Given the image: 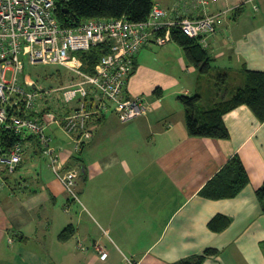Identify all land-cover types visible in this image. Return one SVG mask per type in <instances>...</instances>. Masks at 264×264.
I'll use <instances>...</instances> for the list:
<instances>
[{
	"label": "crops",
	"instance_id": "crops-1",
	"mask_svg": "<svg viewBox=\"0 0 264 264\" xmlns=\"http://www.w3.org/2000/svg\"><path fill=\"white\" fill-rule=\"evenodd\" d=\"M156 3L173 16L204 11L193 0ZM205 10L226 11L207 39L206 75L227 74L230 93L244 70L264 73V0H209ZM144 49L159 64L151 67L140 50L125 93L149 104L145 116L123 122L109 110L93 117V136L80 152L59 129L51 131L70 155L66 167L77 170L78 201L49 167L33 173L34 180L26 177L40 157L32 140L14 173L0 165V264H123L125 258L175 264L206 250L217 253L203 264H264V213L256 198L264 182V121L243 105L223 118L228 139L190 137L178 97L198 95L208 109L223 93L215 82L205 86L206 75L186 63L176 43ZM234 157L249 183L232 198L203 195ZM96 247L110 257L101 259Z\"/></svg>",
	"mask_w": 264,
	"mask_h": 264
},
{
	"label": "built area",
	"instance_id": "built-area-1",
	"mask_svg": "<svg viewBox=\"0 0 264 264\" xmlns=\"http://www.w3.org/2000/svg\"><path fill=\"white\" fill-rule=\"evenodd\" d=\"M208 2L193 0L195 9L204 11L192 18L173 16L155 3L142 22L89 19L78 27L64 28L54 17V0H0V129H10L21 138L5 149L0 144V165L14 173L32 136L40 157L47 161L65 191L78 201L77 170L66 167L70 155L64 146L55 143L52 129H59L80 152L93 136L89 126L93 117L109 110L123 122L145 116L149 104L125 93L136 55L144 48L170 43L172 29L207 47L218 19L226 14L207 13ZM99 45H108L109 52L92 73L84 72L77 54ZM26 63L58 65L74 79L66 86L43 90L29 76L20 78ZM101 249L96 247V252L105 259Z\"/></svg>",
	"mask_w": 264,
	"mask_h": 264
},
{
	"label": "trees",
	"instance_id": "trees-1",
	"mask_svg": "<svg viewBox=\"0 0 264 264\" xmlns=\"http://www.w3.org/2000/svg\"><path fill=\"white\" fill-rule=\"evenodd\" d=\"M54 2V17L64 28L78 27L89 19L124 18L129 22H142L148 18L155 4V0H54ZM234 12L237 14L238 9ZM171 34L172 42L182 49L186 63L200 74H208L212 68V61L205 47L197 39H191L177 29H172ZM108 52V45H99L88 52L78 53L77 56L83 65L82 70L92 73L100 59ZM216 81L217 91L222 92L221 85L224 86L228 81L227 74H217ZM222 93L224 95L222 100L208 109L200 106L201 97L198 95L178 97L185 109L186 129L190 137L228 139L229 132L223 118L227 113L243 105L247 106L259 121H264L263 72L244 70L241 85L233 92L228 93L225 89ZM28 139L36 144L34 137L29 136ZM20 141V136L15 135L12 130L0 129V144L4 149ZM248 183L249 178L240 159L234 157L215 175L203 189L202 194L212 199L232 198ZM256 198L264 213V182L257 189ZM216 220L210 223L214 230H218L214 226ZM216 253L215 250H206L201 255L175 264H203L208 256Z\"/></svg>",
	"mask_w": 264,
	"mask_h": 264
},
{
	"label": "rangeland",
	"instance_id": "rangeland-1",
	"mask_svg": "<svg viewBox=\"0 0 264 264\" xmlns=\"http://www.w3.org/2000/svg\"><path fill=\"white\" fill-rule=\"evenodd\" d=\"M156 2H158V0H155V3ZM154 48L157 49L158 47H154ZM140 52L143 55H145V53L147 54L146 63L150 64L151 67L158 66L159 62L156 59L154 60L150 51L143 49ZM157 53L161 54L160 51H158ZM214 75L216 74H214L213 72L204 77L206 83L205 86L208 85V81L217 83L216 81L217 75L216 76ZM25 76H29L30 79L34 83H36L39 88H42L43 90H49L50 88L66 86L70 83L71 80L74 79L72 74H70L68 70H66L65 68H62L58 65H44V64L29 65L26 63L22 76L20 78H24ZM232 83L233 82L229 80L228 83L226 82V84H224V86L221 85L222 92H224L225 89L232 88ZM35 160L36 162L34 168L33 169L29 168L31 170L30 174L28 175L26 173V177L32 176L33 180L36 177L33 173L36 174V171L40 172L41 169L42 170L48 169V163L45 159L37 156ZM49 172L51 173V171ZM22 173H25V168L22 169ZM34 185H36V181L34 182ZM101 250H102L101 252H104L106 254V257L103 260H107L110 257L109 251L104 248H102ZM123 261H124L123 264H128L127 258H125Z\"/></svg>",
	"mask_w": 264,
	"mask_h": 264
},
{
	"label": "bare ground",
	"instance_id": "bare-ground-1",
	"mask_svg": "<svg viewBox=\"0 0 264 264\" xmlns=\"http://www.w3.org/2000/svg\"><path fill=\"white\" fill-rule=\"evenodd\" d=\"M154 4V3H153ZM172 42V41H171ZM6 172H7V170H6ZM218 173V172H217ZM1 183V182H0ZM6 184V183H5ZM4 186V185H3Z\"/></svg>",
	"mask_w": 264,
	"mask_h": 264
}]
</instances>
